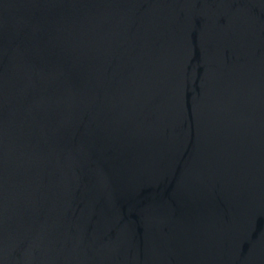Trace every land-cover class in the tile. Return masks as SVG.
I'll use <instances>...</instances> for the list:
<instances>
[{
  "label": "water",
  "instance_id": "95a60500",
  "mask_svg": "<svg viewBox=\"0 0 264 264\" xmlns=\"http://www.w3.org/2000/svg\"><path fill=\"white\" fill-rule=\"evenodd\" d=\"M0 264H264V0H0Z\"/></svg>",
  "mask_w": 264,
  "mask_h": 264
}]
</instances>
